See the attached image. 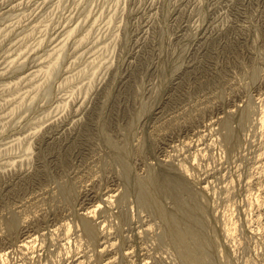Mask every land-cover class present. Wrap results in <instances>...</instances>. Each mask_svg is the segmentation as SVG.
<instances>
[{
	"label": "rangeland",
	"instance_id": "rangeland-1",
	"mask_svg": "<svg viewBox=\"0 0 264 264\" xmlns=\"http://www.w3.org/2000/svg\"><path fill=\"white\" fill-rule=\"evenodd\" d=\"M170 217L264 264V0H0V264H192Z\"/></svg>",
	"mask_w": 264,
	"mask_h": 264
},
{
	"label": "bare ground",
	"instance_id": "bare-ground-1",
	"mask_svg": "<svg viewBox=\"0 0 264 264\" xmlns=\"http://www.w3.org/2000/svg\"><path fill=\"white\" fill-rule=\"evenodd\" d=\"M78 105V104H77ZM219 120V119H218ZM226 127V126H225ZM18 140V139H17ZM152 181V180H151ZM144 193V192H143ZM152 202H155V200H151ZM93 212V211H92ZM190 212V211H189ZM188 213V212H187ZM189 217V216H188ZM168 229L166 231L167 235L172 237L176 242L177 246H180L182 248V255L185 257V259L188 261V263H192V264H206V258L204 256L203 253L198 252L196 254H192L191 252H189V245H193V244H200L201 241L199 238H188L187 236V232L186 231H179L178 229H176V225H175V220H173L172 217L168 218ZM178 224V223H177ZM87 226V225H86ZM87 229V228H86ZM91 231V230H90ZM92 232V231H91ZM88 235V234H87ZM90 235V234H89ZM192 239L191 241H189L188 239ZM173 241V243H174ZM29 242V241H28ZM173 246V245H172ZM194 246V245H193ZM186 247V248H185ZM180 248V249H181ZM198 254V255H197ZM209 264V263H208Z\"/></svg>",
	"mask_w": 264,
	"mask_h": 264
}]
</instances>
